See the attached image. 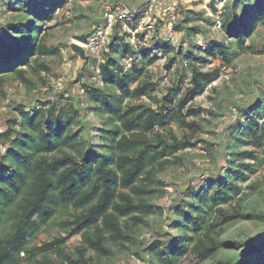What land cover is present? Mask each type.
Masks as SVG:
<instances>
[{
  "label": "trees",
  "instance_id": "obj_1",
  "mask_svg": "<svg viewBox=\"0 0 264 264\" xmlns=\"http://www.w3.org/2000/svg\"><path fill=\"white\" fill-rule=\"evenodd\" d=\"M65 2L1 0L2 6L19 16L17 21L0 20V104L7 100L8 110L6 129L0 132V264H94L87 257L90 250L96 257H111V244L134 245L136 228L147 224L152 215H163V208L151 203L153 196L166 192L160 174L182 160L178 151L196 146L197 141L203 143L202 149L216 152L209 179L201 186L183 178L175 183L187 194L173 196L176 216L172 219L169 213L167 219L160 218L157 236L148 243L139 241L135 255L143 264H203L217 258L219 264H264V238L255 243L230 236L220 242L216 230L231 217L220 205L239 194V182L256 170L257 163L245 160L264 161L257 154L259 150L264 154V92L254 100H224L222 107L237 120L227 138L213 132L217 133L214 143L192 135L179 139L170 127L176 122L193 133L205 131L195 120H186L201 113L188 105L213 87L221 70L204 71L201 65L210 62L209 56L231 63L238 49L256 52V46L246 45V40L256 22H264V0H231L222 22L225 35L210 40L205 48L191 35L206 36L207 31L185 26V20L179 19L175 30L184 33L186 48L160 40L159 30L150 45L133 44L123 27L125 23L136 30L143 14L139 11L132 20L118 21L114 27L110 51L100 64L103 85L93 80L95 67L91 70L89 65L78 75L83 94L65 97L64 92L52 90L40 96L34 94L37 83L25 67L36 71L32 62L60 53L49 44L46 35L52 29L45 24ZM104 23L105 18L95 26ZM94 32L93 27L79 39L86 41ZM136 38L144 41L145 36L137 32ZM158 52L167 57L166 69L176 66L177 73L174 86L161 97L154 94L157 82L147 78ZM127 59L132 61L128 64ZM39 67L48 68L43 62ZM185 67L191 70L188 87H183L188 78ZM10 77L29 88L30 100L9 98ZM143 97L156 108L146 102L130 103ZM231 141L253 148L243 151L232 147ZM220 158L227 162L225 173ZM207 209H216V220L208 222ZM70 210L74 211L71 218L60 223L65 236L32 245L60 212ZM168 224L179 231L177 236L165 231ZM77 235L81 240L71 251L67 241Z\"/></svg>",
  "mask_w": 264,
  "mask_h": 264
},
{
  "label": "rangeland",
  "instance_id": "obj_2",
  "mask_svg": "<svg viewBox=\"0 0 264 264\" xmlns=\"http://www.w3.org/2000/svg\"><path fill=\"white\" fill-rule=\"evenodd\" d=\"M65 1L61 8L54 11V19L47 21L45 24V26L52 29L51 33L46 35L49 44L58 47L60 53L43 55L38 59V64L32 62V66L37 68L36 71L25 67L28 74L37 83V87L33 89L35 91H33L34 94L38 93L40 96L49 95L52 90L64 92L65 97L72 94H83L78 84V75L81 68L77 69V58H71L69 46L73 41H80L79 37L86 35L88 30L93 29L95 24L103 21L106 5L111 9H122V7H125L131 8L134 11H142L143 15L145 14L143 26L138 30V32L145 36L144 41L140 40V42H143L142 45H150L153 39H156L157 30H159V36L165 35L170 23V17L175 15L176 23L178 19L185 20V26L191 28L198 26L207 31L206 36H208V39L202 33L191 35L192 40L196 44L205 48L210 40L225 35L222 22L231 0H157L156 2L153 0ZM213 7L216 8V11L213 10ZM0 8L2 9L0 13V20L2 22H10L19 16L17 11L9 10L6 5L2 6L1 3ZM170 12H173V14H170ZM247 18L249 19L250 16ZM123 30L131 32L128 25L124 26ZM133 34L135 35L136 32ZM159 36L158 38L160 39ZM183 36V32H178L175 48L180 46H185L184 48H186L187 44L182 41L184 39ZM138 40L136 38L135 42H138ZM252 44L256 46V52L233 48V52L237 50L238 54L232 57L231 63H227L221 57L212 58L209 56L210 62L201 65L204 71L215 68H220L221 70V77L214 83L213 87H207L204 94L198 96L188 105L200 110L201 113L197 117L187 116L186 120L188 122L195 120L205 131L193 133L188 127L173 122L170 127L179 139H183L185 135H192L193 139L203 138L214 143L217 141V133L213 132H220L223 138H227L231 126L236 123L237 119L235 115H230L222 107V105H226L224 100H254L257 94L264 92V22H256V26L251 30V35L247 38L246 45L251 46ZM64 51L68 52V57L73 61V67L69 71H66L64 68ZM171 54L169 56H172ZM156 55L159 59L154 65L149 66L147 78L153 82H157L158 90L154 94L157 97H161L167 93L168 87L174 86L177 73L175 71L176 66L172 69H166L165 62L167 57L162 56L160 52L156 53ZM41 62L45 63L48 68L39 67ZM89 65L91 70L94 69V62L92 61L88 65L84 63L83 67ZM185 72L188 78H186L183 87H188L190 85L189 77L191 76V70L185 67ZM135 85L136 83L133 84V87ZM6 90L11 99L30 100L31 92L29 88L18 79L8 78ZM6 101L4 100L0 104V130L2 131L6 129L4 119L8 115L6 104H4ZM126 102H130V100L127 99ZM144 102L151 103L156 108L155 103H152L148 97H143L140 100H131L130 103L142 104ZM230 144L232 147L243 151L253 148L252 145H239L237 142L233 143L232 141ZM202 145L203 143L197 141L196 146L186 147L178 151L176 155L182 160L175 161L173 166L160 174V177H163L166 182V185L163 186L166 192H160L153 196L151 203L162 207L163 215H152L148 218L147 224L139 225L136 228L135 237L138 242L134 245L126 243L122 247L118 244H111L114 252V255L111 257L99 258L96 257L94 251H88L87 257H92L94 264L144 263L135 255L136 247L140 245L139 241L148 243L155 235L157 236L155 226L160 218L163 220L167 219L166 217L169 213L172 219L176 216L175 213L177 211L173 209V196L180 195V197H183L187 195L184 191H181L183 186L179 187L175 183H181L183 178L187 182H191L193 186H201L206 184V180L209 179L208 168L213 165V154L216 152L202 149ZM214 147L215 145L212 148L214 149ZM257 154L261 160L264 159V154L261 150L257 151ZM170 159H173V157H170ZM220 162L221 172L225 173L227 171V162L223 158H220ZM259 162L260 160L257 162L249 158L245 160V163H257L256 170L249 174L247 180L239 182L242 186V191L239 194L234 195L228 203L220 205L231 216L216 228L217 232H219L218 238L220 242L227 241L230 236L238 237L241 241L249 240L255 243L257 240L264 238V161ZM184 186L186 185L184 184ZM254 211L257 213L254 214ZM207 212L206 217L208 222L216 220L218 216L216 209H207ZM72 214H74L73 210L60 212L55 220L38 234L32 245L41 246L44 242L50 241L56 236H65L66 232L60 223L62 220L71 218ZM252 214L255 216H252ZM222 229L224 230L222 231ZM165 231L170 232L172 236L179 234V231L170 227L169 224L165 226ZM80 240L79 235L70 238L67 241L68 248L73 251L74 246ZM218 260L219 258L206 261L203 264H219Z\"/></svg>",
  "mask_w": 264,
  "mask_h": 264
},
{
  "label": "built area",
  "instance_id": "obj_3",
  "mask_svg": "<svg viewBox=\"0 0 264 264\" xmlns=\"http://www.w3.org/2000/svg\"><path fill=\"white\" fill-rule=\"evenodd\" d=\"M156 2L157 0H153ZM1 3V0H0ZM171 9V8H170ZM172 10V9H171ZM1 13V8H0ZM136 13L131 10L130 8H118V9H111L108 5L105 6V23L100 26L99 28H95V32L88 38V40L85 43H82L86 51L90 54V56L94 59H96L98 66L96 68L95 75L93 79L99 83H102L101 80V71L99 64L103 63L105 61V54L110 51L109 45L111 42V36L113 34V30L115 25L118 23V21H125V20H132L133 16ZM170 14H173V12H170ZM145 14L142 16L138 28L132 32V38L131 41L133 44H141V42H135L136 34L134 35V32H138L139 29L143 26V21ZM176 25V17L175 15H172L170 17V23L169 26L165 32V35H162V39L166 42L171 43L172 45H176L177 38H178V32L175 30ZM124 26L126 27L127 24L124 23ZM153 28V26H151ZM65 57H64V68L66 71H69L73 67V62L70 60L66 54V51H64ZM132 61V59H127L126 62L129 64ZM81 86V82H79V87ZM82 90V89H81ZM80 90V91H81ZM83 91V90H82ZM2 132V130H0Z\"/></svg>",
  "mask_w": 264,
  "mask_h": 264
},
{
  "label": "water",
  "instance_id": "obj_4",
  "mask_svg": "<svg viewBox=\"0 0 264 264\" xmlns=\"http://www.w3.org/2000/svg\"><path fill=\"white\" fill-rule=\"evenodd\" d=\"M70 49L72 51V54L78 57L77 58V64L79 67H81L84 62L89 61V57L86 54V50L78 42H75V41L71 42L70 43ZM255 246H256V244H255Z\"/></svg>",
  "mask_w": 264,
  "mask_h": 264
},
{
  "label": "clouds",
  "instance_id": "obj_5",
  "mask_svg": "<svg viewBox=\"0 0 264 264\" xmlns=\"http://www.w3.org/2000/svg\"><path fill=\"white\" fill-rule=\"evenodd\" d=\"M126 7H127V6H126ZM130 9H131V8H130ZM1 11H2V9H1ZM133 11H134V10H133ZM134 12L137 13V12H139V11H134ZM142 16H143V14H142ZM122 22H123V21H122ZM129 28L131 29V27H129ZM129 33L132 35V32H129ZM90 36H91V35H90ZM90 36H89V37H90ZM158 36H159V35H158ZM89 37H88V38H89ZM159 37H160V39H162V35H160ZM87 40H88V39H87ZM87 40H86V41H87ZM86 41H81V40L79 41V40H78V41H75V42H78L79 44L82 45V43H85ZM139 42H140V40H139ZM142 43H143V42H141V44H142ZM82 46H83V45H82ZM174 46H175V45H174ZM83 47H84V46H83ZM69 48H70V46H69ZM84 49H85V48H84ZM85 50H86V49H85ZM66 54H67V56H68V52H67V51H66ZM86 54H87L88 57H89V61H88V62H84V63H86V65H88V63H90L91 61L94 62L95 70H94V74H93V75H95V72H96V68H97V66H98V63H97L96 59L92 58V57L90 56V54H89L87 51H86ZM70 56H71L72 59H73V57L78 58L77 56H75V55L72 54L71 49H70ZM72 56H73V57H72ZM68 58H69V57H68ZM69 59H70V58H69ZM72 59H70V60H72ZM72 62H73V61H72ZM84 63H83V64H84ZM76 64H77V63H76ZM100 64H101V63H100ZM100 64H99V67H100ZM80 68H81V70H82L83 65H82L81 67H79L78 64H77V69H80ZM81 70H80V71H81ZM80 71H79V72H80ZM93 80H94V79H93ZM96 82H97V81H96ZM78 84H79V82H78ZM97 85H98V86H101V85H103V83H99V82H97ZM80 89H82L81 86H80ZM82 90H83V89H82ZM83 91H84V90H83Z\"/></svg>",
  "mask_w": 264,
  "mask_h": 264
}]
</instances>
